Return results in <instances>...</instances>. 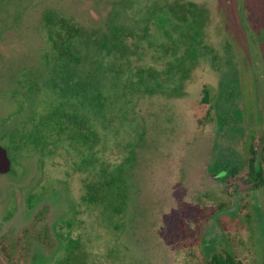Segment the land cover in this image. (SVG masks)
I'll return each mask as SVG.
<instances>
[{
	"label": "rangeland",
	"instance_id": "1",
	"mask_svg": "<svg viewBox=\"0 0 264 264\" xmlns=\"http://www.w3.org/2000/svg\"><path fill=\"white\" fill-rule=\"evenodd\" d=\"M68 1H83L87 22L102 23L108 0ZM61 2L0 0V57L5 56L0 78L8 69L3 64L29 67L26 60L39 49L30 39L33 21ZM112 2L126 36L147 28L157 43L162 38L148 8L195 4L203 33L198 61L180 85L172 79L158 83L160 94H128L125 119L134 125L125 123L95 149L98 163L109 168L134 153L125 206L116 215L83 199L85 182L97 178L99 165L83 162L86 150L76 152L80 144L67 139V132L43 125V150L23 141L34 138L32 126L59 100L61 83L56 91L49 80L37 88L31 80L20 86L0 80V146L12 166L0 177V264H27L33 244L48 256L60 249L61 264H204L217 251L232 252L240 264H263L258 240L260 232L264 240V189L240 188L233 198L216 164L227 160L238 169L236 178L245 181L253 152L261 148V159L264 151V0ZM142 60L160 72L166 68L167 61L151 59V52ZM25 90H33L31 101ZM53 142L60 145L50 146ZM88 160L94 159L88 154ZM261 167L264 173L262 162ZM42 261L35 253L31 264Z\"/></svg>",
	"mask_w": 264,
	"mask_h": 264
},
{
	"label": "trees",
	"instance_id": "2",
	"mask_svg": "<svg viewBox=\"0 0 264 264\" xmlns=\"http://www.w3.org/2000/svg\"><path fill=\"white\" fill-rule=\"evenodd\" d=\"M112 1L108 0L106 7L104 5L98 22L102 23L99 25L87 22L83 1L76 4L64 0L61 6H47L33 21L35 31L30 39L39 49L33 59L26 60L29 67H20L16 62L7 66L3 64L8 69L3 71L0 80L6 81L7 86L11 83L20 86L22 81L31 80V87L37 88L49 80L56 90V86L61 83L59 100L50 106L49 113L41 116L37 126H32L34 138L28 131L30 136L24 135V142H30L35 147L40 145L38 148L43 150L47 145L44 142L43 125L47 124L61 135L67 132V139L78 142L80 146L76 152L81 153L82 148L86 150V154L81 153L80 156L85 164L98 163L95 149L112 139L125 123L130 128L134 125L125 119L130 102L128 94H160L157 91L158 83L172 79L180 85L188 76L190 67L198 61L203 33L201 24H198L201 22L200 9L195 4L160 3L159 6L154 4L148 8L151 13L149 19L159 29L158 36L162 38L157 43V35L149 34L147 28L126 36L124 27L116 24L117 13L112 9ZM41 34L46 35L45 42L38 40ZM41 43L50 44L51 47L41 48ZM146 52H151L153 60H166L165 70L160 72L154 64L144 63L142 59L146 57ZM133 57L142 63L133 62ZM3 58L5 56L0 57V60ZM39 73L44 80L39 79ZM27 90L24 93L28 94L26 97L31 101L33 90ZM113 111L117 114V121L111 123L110 116L115 118ZM55 143L49 145H60V142ZM102 149L104 153L105 147ZM88 154L95 161L88 160ZM253 154L248 168L252 175L260 179L255 185L260 187L264 184L261 177L264 151L258 169L255 163L257 152ZM134 163L133 152L111 168L98 163V176L91 183L85 182L83 199L102 206L103 210L114 215L120 214L125 206L127 180ZM216 165L220 166L219 162ZM204 264L239 263L231 255L217 251L210 254Z\"/></svg>",
	"mask_w": 264,
	"mask_h": 264
},
{
	"label": "flooded vegetation",
	"instance_id": "3",
	"mask_svg": "<svg viewBox=\"0 0 264 264\" xmlns=\"http://www.w3.org/2000/svg\"><path fill=\"white\" fill-rule=\"evenodd\" d=\"M263 148H264V143L262 144V149ZM260 162H261V159L259 160V163H257V158H256L255 163H256L257 169L259 168ZM216 174H218V175L221 176L222 181L226 185L228 184L227 186L232 187V189L234 190V197L233 198H236L237 197V195L239 194L238 190L240 188H246L248 185H250V186H248L247 189H244L245 191L254 192V191H260L262 188L264 189V187H263L264 184L262 186H260V187H256L255 186L259 182L260 179L257 178L256 176L252 175V173L249 172V168H248V176L245 177L246 178L245 181H242V180L237 179L236 177L239 175L238 174V169H235V168H232L231 169L230 168V165H229V162H227V160H224L220 164L219 169L216 171ZM261 177L264 180V173H263V175H261ZM239 182H241V183H239ZM238 183L240 185H238ZM259 237H260V240H258V241L262 242V247L264 248V240H263V237H262V233L261 232L259 234ZM56 241L57 242L58 241L61 242V239L58 238V239H56ZM59 246H61V244ZM35 248H37L38 250H35ZM56 252H57V254L60 252V254L57 255ZM56 252L53 251L52 254L53 253L54 254L53 255L51 254L50 256H48L46 254V251L45 250L40 249L39 246H37L36 244H33L31 246V249L29 250V256L27 258L28 259L27 260V264H31L32 258L35 257V253H41L42 254V258H43L42 264H50L54 260V258L56 257V255L59 256L58 257L59 259L56 260V264H61V250L59 249ZM221 253H223V254H229V255L232 256V258L235 260V262H237L239 264L241 263L240 261H238V260H236L234 258L232 252L229 253V252L224 251V252H221Z\"/></svg>",
	"mask_w": 264,
	"mask_h": 264
},
{
	"label": "water",
	"instance_id": "4",
	"mask_svg": "<svg viewBox=\"0 0 264 264\" xmlns=\"http://www.w3.org/2000/svg\"><path fill=\"white\" fill-rule=\"evenodd\" d=\"M260 153H261V148L257 153V163H259L260 160ZM11 168H12L11 160L8 156V153L2 146H0V177L8 174L11 171ZM238 185L240 184L238 183Z\"/></svg>",
	"mask_w": 264,
	"mask_h": 264
}]
</instances>
